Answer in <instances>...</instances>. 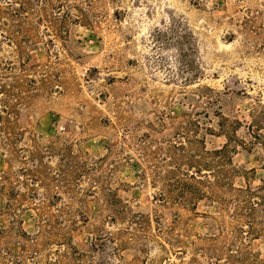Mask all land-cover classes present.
I'll return each instance as SVG.
<instances>
[{
	"label": "rangeland",
	"instance_id": "374dc122",
	"mask_svg": "<svg viewBox=\"0 0 264 264\" xmlns=\"http://www.w3.org/2000/svg\"><path fill=\"white\" fill-rule=\"evenodd\" d=\"M0 117V264H264V0H0Z\"/></svg>",
	"mask_w": 264,
	"mask_h": 264
},
{
	"label": "trees",
	"instance_id": "16d2710c",
	"mask_svg": "<svg viewBox=\"0 0 264 264\" xmlns=\"http://www.w3.org/2000/svg\"><path fill=\"white\" fill-rule=\"evenodd\" d=\"M1 118L2 117H0V119ZM170 147L171 146L169 145L168 148L170 149ZM180 149H184V145H182ZM226 149L227 146H223L221 149L218 150H207L205 147H203L201 150H199V153H197L194 157L192 155H189V157L193 158L187 159L183 157L182 161L188 160L191 162H196L198 163V166L192 165L191 168H187L179 174H175L174 172L168 171L169 174L167 175V190H169L170 193H172L176 198L183 201L185 205H188L190 207L193 206L196 200H201L204 198V196H206V192L203 188L200 187V184L203 182L208 184L212 183L211 180H209V178L207 177L210 175H201L203 174L202 172H212L213 169H211L210 167H212L213 162L219 160L221 156L220 154L222 152H225ZM217 167H220V164H217ZM157 177H160V175H157ZM201 177L205 178V180H202ZM216 182H219V178H217ZM159 195H161V193ZM252 204L257 205L258 201L252 199ZM158 233L162 232L158 230ZM218 262L219 260L214 257L212 263L218 264Z\"/></svg>",
	"mask_w": 264,
	"mask_h": 264
}]
</instances>
